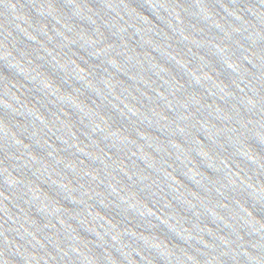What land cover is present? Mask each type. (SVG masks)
Listing matches in <instances>:
<instances>
[{
    "label": "water",
    "instance_id": "1",
    "mask_svg": "<svg viewBox=\"0 0 264 264\" xmlns=\"http://www.w3.org/2000/svg\"><path fill=\"white\" fill-rule=\"evenodd\" d=\"M0 264H264V0H0Z\"/></svg>",
    "mask_w": 264,
    "mask_h": 264
}]
</instances>
